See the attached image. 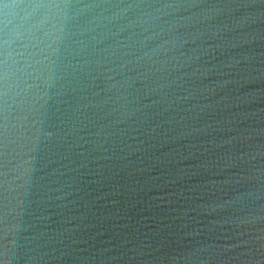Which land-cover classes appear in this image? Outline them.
<instances>
[{
    "label": "water",
    "instance_id": "obj_1",
    "mask_svg": "<svg viewBox=\"0 0 264 264\" xmlns=\"http://www.w3.org/2000/svg\"><path fill=\"white\" fill-rule=\"evenodd\" d=\"M0 264H264V0H0Z\"/></svg>",
    "mask_w": 264,
    "mask_h": 264
}]
</instances>
